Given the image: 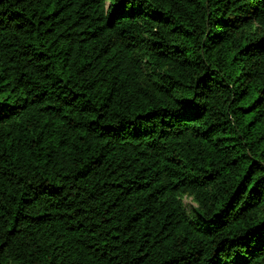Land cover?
I'll return each instance as SVG.
<instances>
[{"label": "trees", "instance_id": "trees-1", "mask_svg": "<svg viewBox=\"0 0 264 264\" xmlns=\"http://www.w3.org/2000/svg\"><path fill=\"white\" fill-rule=\"evenodd\" d=\"M0 264H264V0H0Z\"/></svg>", "mask_w": 264, "mask_h": 264}, {"label": "rangeland", "instance_id": "rangeland-1", "mask_svg": "<svg viewBox=\"0 0 264 264\" xmlns=\"http://www.w3.org/2000/svg\"><path fill=\"white\" fill-rule=\"evenodd\" d=\"M182 202L183 203H185V205L187 206V208H192V206H194L195 205V203L193 202V201H191V199L190 198H188V197H182Z\"/></svg>", "mask_w": 264, "mask_h": 264}]
</instances>
